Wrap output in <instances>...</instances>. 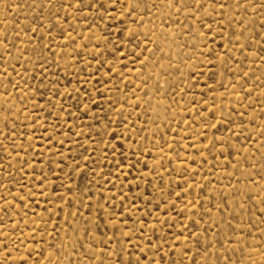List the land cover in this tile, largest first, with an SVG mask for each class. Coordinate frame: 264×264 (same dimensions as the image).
Wrapping results in <instances>:
<instances>
[{
  "label": "rangeland",
  "instance_id": "rangeland-1",
  "mask_svg": "<svg viewBox=\"0 0 264 264\" xmlns=\"http://www.w3.org/2000/svg\"><path fill=\"white\" fill-rule=\"evenodd\" d=\"M0 264H264V0H0Z\"/></svg>",
  "mask_w": 264,
  "mask_h": 264
}]
</instances>
